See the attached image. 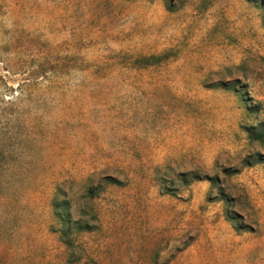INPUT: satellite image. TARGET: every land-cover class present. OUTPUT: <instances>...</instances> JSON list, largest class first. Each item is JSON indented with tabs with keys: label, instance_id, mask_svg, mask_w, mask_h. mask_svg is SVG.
Instances as JSON below:
<instances>
[{
	"label": "rangeland",
	"instance_id": "374dc122",
	"mask_svg": "<svg viewBox=\"0 0 264 264\" xmlns=\"http://www.w3.org/2000/svg\"><path fill=\"white\" fill-rule=\"evenodd\" d=\"M260 121L264 0H0V264H264Z\"/></svg>",
	"mask_w": 264,
	"mask_h": 264
},
{
	"label": "trees",
	"instance_id": "16d2710c",
	"mask_svg": "<svg viewBox=\"0 0 264 264\" xmlns=\"http://www.w3.org/2000/svg\"><path fill=\"white\" fill-rule=\"evenodd\" d=\"M253 107V106H252ZM252 111H256V108H253ZM250 137L257 140V141H261L264 142V121H260L258 122V124L254 127L251 128L250 130ZM264 161V156H262L261 154H258L255 158L254 162H263ZM245 165H250V161L246 160L245 161ZM105 180V184H117L119 183V180H117L116 178H113L111 176H106L104 177ZM104 187V186H102ZM103 188H101L100 186H88L85 190L86 192V197L87 198H94L96 196L99 195L100 191H102ZM54 208H55V212L56 215L58 217V219L60 220V223L62 224V228H60V233L62 236V239H66L65 242L68 245H72V242L69 240L68 234L70 233V231H68V229H70L67 224H69V218L67 215H64L61 208H60V204L57 203V201L54 202ZM85 213V210L82 211V214ZM67 223V224H66Z\"/></svg>",
	"mask_w": 264,
	"mask_h": 264
}]
</instances>
